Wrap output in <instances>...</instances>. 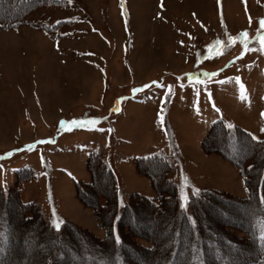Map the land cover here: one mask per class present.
I'll list each match as a JSON object with an SVG mask.
<instances>
[{
    "label": "rangeland",
    "instance_id": "374dc122",
    "mask_svg": "<svg viewBox=\"0 0 264 264\" xmlns=\"http://www.w3.org/2000/svg\"><path fill=\"white\" fill-rule=\"evenodd\" d=\"M38 1L27 23L0 28V189L29 171L23 203L100 239L105 231L76 198L77 183L90 182L92 154L115 174L123 202L133 193L155 197L134 164L154 155L170 165L181 211L189 209L181 208L182 192L190 199L196 189L248 195L238 169L201 144L216 121L264 140V54L237 59L243 49L236 43L208 58L207 47L243 31L255 40L264 0ZM236 76L246 100L228 79ZM243 211L223 206L216 214L242 225L245 218L233 215ZM135 225L153 229L147 221ZM31 258L27 252L21 263Z\"/></svg>",
    "mask_w": 264,
    "mask_h": 264
},
{
    "label": "trees",
    "instance_id": "16d2710c",
    "mask_svg": "<svg viewBox=\"0 0 264 264\" xmlns=\"http://www.w3.org/2000/svg\"><path fill=\"white\" fill-rule=\"evenodd\" d=\"M38 7V0H0V26L20 25ZM1 8L7 10L1 12ZM201 146L239 170L247 197L202 190L190 199L188 211H181L177 191L168 178L170 165L154 155L134 164L137 173L150 180L155 198L133 193L123 202L115 174L98 156L90 155L86 166L91 179L77 183L76 198L105 231L102 239L69 221L57 230L37 204L23 203L21 185L32 174L18 172L10 189H0V264H22L27 252L32 255L31 264H264V240L259 239L264 228V204L260 202L264 196V140L218 121ZM223 206L244 208L233 218L243 217L245 223L218 216L216 212ZM137 221L150 222L153 229L139 231ZM117 238L121 243H116ZM231 250L243 257H230Z\"/></svg>",
    "mask_w": 264,
    "mask_h": 264
},
{
    "label": "snow or ice",
    "instance_id": "6c2138e0",
    "mask_svg": "<svg viewBox=\"0 0 264 264\" xmlns=\"http://www.w3.org/2000/svg\"><path fill=\"white\" fill-rule=\"evenodd\" d=\"M218 4L220 3V0H217ZM262 30H264V19H261L259 21V29H258V34L255 37V40H253L252 37L249 36V33L247 31H243L241 33H239L237 36H227V43H225V41L217 38L214 42L210 43L207 47V52H208V58H217L219 55L224 54L225 50L227 48H229L231 45H234L236 43H240V45L242 46L243 51L241 52V57L242 58L243 54L249 51H259L260 53L264 54V34H261ZM251 43H258L259 47L255 48V47H250ZM213 53H215V57L212 55ZM219 73H204V76L208 77V76H218ZM189 78L191 79V75H189ZM179 79V78H178ZM229 80L234 79L236 81V83L239 85V90H240V99L246 100L247 96H246V90L244 89V85L240 83V78L238 76L236 77H232V78H228ZM226 81H218V83H225ZM184 85H181V87H183ZM147 87V86H145ZM205 89L206 85H205ZM135 91V90H134ZM198 94V93H197ZM209 98H211V94L210 92L208 93ZM213 107L215 108V105L213 104ZM217 112H219L220 110L218 108L215 109ZM197 111H199V109L197 108ZM264 115V114H262ZM62 124L64 122H61ZM73 123H76L75 121H73ZM92 123H95V121H92ZM227 128L231 129L233 128L232 124H228ZM253 139H256L255 137H253ZM199 190L196 189L195 192L193 194H198ZM260 202L262 204H264V196H262L260 198ZM190 203V197L188 195V193L186 192H182L181 194V208L182 209H186L188 207ZM54 227L59 230L58 224L54 225ZM260 240H264V228H262L261 232H260V236H259ZM116 243H121V241L119 240V238H117Z\"/></svg>",
    "mask_w": 264,
    "mask_h": 264
}]
</instances>
